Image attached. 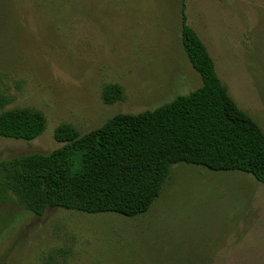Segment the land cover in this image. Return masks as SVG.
Returning a JSON list of instances; mask_svg holds the SVG:
<instances>
[{"label":"rangeland","instance_id":"374dc122","mask_svg":"<svg viewBox=\"0 0 264 264\" xmlns=\"http://www.w3.org/2000/svg\"><path fill=\"white\" fill-rule=\"evenodd\" d=\"M183 1L230 94L264 129V0H0V91L11 99L0 113L25 106L47 119L33 140L0 136V160L61 147L62 123L84 134L200 87ZM108 83L125 97L106 103ZM0 264H264V182L179 162L134 217L2 202Z\"/></svg>","mask_w":264,"mask_h":264},{"label":"trees","instance_id":"16d2710c","mask_svg":"<svg viewBox=\"0 0 264 264\" xmlns=\"http://www.w3.org/2000/svg\"><path fill=\"white\" fill-rule=\"evenodd\" d=\"M181 13L184 49L202 85L153 109L119 112L84 134L70 123L58 125L61 147L0 160V203L16 201L37 215L60 207L134 217L150 209L179 162L242 171L264 182V129L230 94L208 46L188 23L184 1ZM124 97L118 84L103 88L108 104ZM10 100L0 91V109ZM46 126L40 109L0 113L3 137L33 140Z\"/></svg>","mask_w":264,"mask_h":264}]
</instances>
